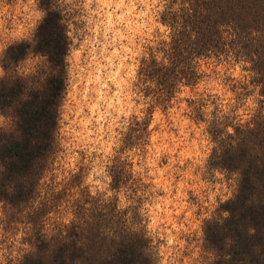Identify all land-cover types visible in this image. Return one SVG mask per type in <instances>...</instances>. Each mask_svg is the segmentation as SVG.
I'll return each mask as SVG.
<instances>
[{"label":"trees","instance_id":"trees-1","mask_svg":"<svg viewBox=\"0 0 264 264\" xmlns=\"http://www.w3.org/2000/svg\"><path fill=\"white\" fill-rule=\"evenodd\" d=\"M161 1L157 18L168 35L146 46L136 80L153 106H167L182 88L196 87L207 76L203 61L241 63L260 87V106L247 119L234 107L248 83L230 76L233 105L206 94L188 100V107L213 143L210 165L238 174L233 196L203 223L209 264H264V0ZM39 6L44 15L32 37L8 44L0 55V112L11 119L0 129V200L28 204L36 226L23 264H159L143 211L149 184L121 152L108 158L105 190L90 189L84 166L61 178L51 172L60 150L71 39L58 2L39 0ZM32 54L43 62L19 70Z\"/></svg>","mask_w":264,"mask_h":264},{"label":"rangeland","instance_id":"rangeland-1","mask_svg":"<svg viewBox=\"0 0 264 264\" xmlns=\"http://www.w3.org/2000/svg\"><path fill=\"white\" fill-rule=\"evenodd\" d=\"M56 1L71 44L60 150L51 172L61 178L84 166L90 189L105 190L108 158L121 152L149 184L143 211L159 264H209L213 255L204 245L203 223L233 196L238 174L210 165L213 143L205 123L191 115L188 100L216 94L223 104L233 105L235 95L225 80L230 76L248 83L234 107L247 119L262 99L253 74L241 63L203 61L207 76L196 87L182 88L167 106H153L138 91L136 80L146 46L168 35L157 18L162 1ZM43 15L39 0H0V55L8 44L30 39ZM42 62V56L29 55L19 70L30 71ZM211 109L209 105L205 111ZM10 125V117L0 112V129ZM29 210L26 203L12 206L0 200V264H23L32 249L36 226L29 222Z\"/></svg>","mask_w":264,"mask_h":264}]
</instances>
